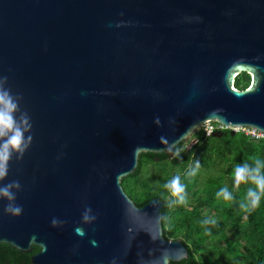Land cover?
<instances>
[{"label": "water", "instance_id": "obj_1", "mask_svg": "<svg viewBox=\"0 0 264 264\" xmlns=\"http://www.w3.org/2000/svg\"><path fill=\"white\" fill-rule=\"evenodd\" d=\"M0 92L21 133L0 245L37 247L31 264L180 262L163 202L137 207L121 179L207 122L264 133V0H0Z\"/></svg>", "mask_w": 264, "mask_h": 264}, {"label": "trees", "instance_id": "obj_2", "mask_svg": "<svg viewBox=\"0 0 264 264\" xmlns=\"http://www.w3.org/2000/svg\"><path fill=\"white\" fill-rule=\"evenodd\" d=\"M249 84L244 73L234 81L238 90ZM172 151L171 157L141 154L135 172L121 179L137 207L163 202V237L180 240L188 252L169 264H264V188L256 183L264 178V140L228 130L205 136L199 129ZM174 179L182 188L175 194ZM38 251L22 254L1 244L0 264H31Z\"/></svg>", "mask_w": 264, "mask_h": 264}, {"label": "clouds", "instance_id": "obj_3", "mask_svg": "<svg viewBox=\"0 0 264 264\" xmlns=\"http://www.w3.org/2000/svg\"><path fill=\"white\" fill-rule=\"evenodd\" d=\"M14 108V104H12L10 98L7 93L0 92V136L6 135L9 131H12V135L8 137V139L0 145V176L4 174L3 161L8 158V150L9 147L19 146L21 142V133L18 128L15 127L13 117H12V109ZM244 172L243 168L236 169V177L237 180L243 179L241 175ZM256 183L259 187L264 188V178H259L256 180ZM175 192H179L182 190L181 186L177 184V180L174 179L172 181ZM223 191V189H222ZM251 194V193H250ZM0 195H8L7 189H0ZM255 203V201L253 202ZM13 212H18L19 209H11Z\"/></svg>", "mask_w": 264, "mask_h": 264}, {"label": "built area", "instance_id": "obj_4", "mask_svg": "<svg viewBox=\"0 0 264 264\" xmlns=\"http://www.w3.org/2000/svg\"><path fill=\"white\" fill-rule=\"evenodd\" d=\"M200 129L203 131L205 136H209L214 131H224V130L232 131L233 130L234 133H242L251 139L264 140V133L257 131L255 129L247 128V127L228 128V127H225L224 125H221L213 121L207 122Z\"/></svg>", "mask_w": 264, "mask_h": 264}, {"label": "rangeland", "instance_id": "obj_5", "mask_svg": "<svg viewBox=\"0 0 264 264\" xmlns=\"http://www.w3.org/2000/svg\"><path fill=\"white\" fill-rule=\"evenodd\" d=\"M192 142H189V144H191Z\"/></svg>", "mask_w": 264, "mask_h": 264}]
</instances>
